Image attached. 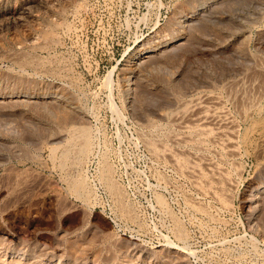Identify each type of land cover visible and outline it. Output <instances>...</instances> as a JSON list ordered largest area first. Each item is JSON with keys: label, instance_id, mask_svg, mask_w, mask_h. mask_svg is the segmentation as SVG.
<instances>
[{"label": "rangeland", "instance_id": "1", "mask_svg": "<svg viewBox=\"0 0 264 264\" xmlns=\"http://www.w3.org/2000/svg\"><path fill=\"white\" fill-rule=\"evenodd\" d=\"M263 187L264 0H0V264H264Z\"/></svg>", "mask_w": 264, "mask_h": 264}, {"label": "bare ground", "instance_id": "2", "mask_svg": "<svg viewBox=\"0 0 264 264\" xmlns=\"http://www.w3.org/2000/svg\"><path fill=\"white\" fill-rule=\"evenodd\" d=\"M59 1V0H58ZM51 3V2H50ZM58 3V2H57ZM56 4V3H55ZM54 5V4H53ZM46 6V5H45ZM56 6V5H55ZM51 7V6H50ZM47 8V7H46ZM60 8V7H59ZM58 8V9H59ZM23 11V10H22ZM24 13V12H23ZM28 13H30V12H28ZM45 13V12H44ZM20 14H21V12H20ZM19 14V15H20ZM25 14H26V12H25ZM58 14V13H57ZM18 15V16H19ZM17 16V15H16ZM21 16H22V14H21ZM32 16V15H31ZM58 17V16H57ZM20 18V17H19ZM62 18V17H61ZM15 20V19H14ZM24 20V18L22 19V21ZM27 20V19H26ZM18 22V21H17ZM21 22V21H20ZM54 26V25H53ZM56 28V27H55ZM39 30H41V29H39ZM49 30V29H48ZM52 30V29H51ZM51 37V36H50ZM46 40V39H45ZM35 46V45H34ZM38 46V45H37ZM40 49V48H39ZM6 51V50H5ZM20 54V53H19ZM23 58V57H22ZM29 58V57H28ZM19 60V59H18ZM23 64V63H22ZM260 67H261V65H260ZM126 76H129V74L128 75H126ZM129 78V77H128ZM244 78V77H243ZM240 79V78H239ZM253 79V78H252ZM123 80H125V79H123ZM129 80V79H128ZM245 81V80H244ZM254 81V80H253ZM251 83H252V81H251ZM258 83V82H257ZM126 84V83H125ZM242 84H243V82H242ZM248 84V83H247ZM253 85V84H252ZM252 85H250V87L252 86ZM258 86V85H257ZM261 86V85H260ZM246 87V86H245ZM249 87V86H248ZM252 88V87H251ZM250 88V89H251ZM261 88V87H260ZM263 88V87H262ZM239 89H240V87H239ZM243 89H244V86H243ZM248 89V88H247ZM249 89V90H250ZM241 90H242V88H241ZM252 90V89H251ZM251 90H250V92H251ZM243 91V90H242ZM240 92V91H239ZM254 92H256V91H254ZM216 93V92H215ZM237 93V92H236ZM258 93V92H257ZM262 93H263V91H262ZM241 94V93H240ZM229 95V94H228ZM242 95V94H241ZM258 95V94H257ZM210 96V95H209ZM240 96V95H239ZM238 96V97H239ZM254 96H256V95H254ZM261 96V95H260ZM196 97V96H195ZM204 97V96H203ZM230 97V96H229ZM235 97V96H234ZM237 97V99H240V98H238ZM245 97H246V95H245ZM259 97V96H258ZM215 98V97H214ZM205 98L204 97V99L203 98H201V99H199V100H195V102L193 103V104H189V108L190 109H187V107H184L183 109H182V111H184V109L186 110H188L187 112H180V110H179V112L180 113H174V117L172 118L173 119V124H174V126H176V128H180V129H188V128H193V130H197L196 132H198V135H200V136H203V135H208V136H210L211 135V137L213 138V139H215V140H218L217 142H219V141H221L220 143L223 145V146H228L229 148H231V147H233L234 148V146H236L237 144L235 143V140H236V131L237 130H235V125H234V120L232 119V121L230 120L231 119V116L229 117L228 116V114L226 113V111H224L221 107H220V102H219V99L218 100H216L217 98ZM249 98H250V96H249ZM249 98H248V100H249ZM189 99V98H188ZM247 99V98H246ZM254 99H256V98H254ZM179 100V99H178ZM194 100V99H193ZM229 100V99H228ZM232 100V99H231ZM241 100V99H240ZM258 100V99H257ZM260 100V99H259ZM184 101V100H183ZM222 101V100H221ZM237 101V100H236ZM239 101V100H238ZM245 102V101H244ZM247 102V101H246ZM183 103V102H182ZM222 103V102H221ZM252 103V102H251ZM239 104V103H238ZM250 104V103H249ZM257 104V103H256ZM183 105V104H182ZM234 105V104H233ZM232 105V106H233ZM241 105V104H240ZM240 105H239V107H240ZM246 105H247V103H246ZM255 105V104H254ZM186 106V105H185ZM256 106V105H255ZM225 108V107H224ZM247 108V107H246ZM141 109V108H140ZM249 109V108H248ZM241 110V109H240ZM240 110H239V113H241L240 112ZM245 110V109H244ZM229 111V110H228ZM237 111V110H236ZM243 111V110H242ZM246 111V110H245ZM177 112H178V110H177ZM166 115V114H165ZM241 116V115H240ZM235 118V117H234ZM263 118V117H262ZM171 119V120H172ZM245 119V118H244ZM153 120V119H152ZM170 120V119H169ZM151 123V122H150ZM153 124V123H152ZM151 124V125H152ZM171 124V123H170ZM238 125V124H237ZM149 126V125H148ZM155 126V125H154ZM168 126V125H167ZM76 127V126H75ZM238 127V126H237ZM154 130V129H153ZM170 130V129H169ZM175 130V129H174ZM191 130V129H190ZM188 133V132H187ZM238 133V132H237ZM158 133H156V135H157ZM173 135H172V138H173V140H174V143L175 144H180L182 141H186L185 139H183L182 141H180V139H178V134L177 133H172ZM77 135V134H76ZM146 135V134H145ZM161 135H162V133H161ZM180 135V134H179ZM213 135V136H212ZM151 136V135H150ZM160 136V135H159ZM207 136V137H208ZM81 139H82V151H85L86 150V147H87V145H89L88 144V137H87V131L86 130H83L82 131V133H81ZM147 138H148V136H146ZM167 137V136H166ZM186 137V136H185ZM206 137V136H205ZM149 138H151V137H149ZM182 138V137H181ZM198 138V137H197ZM196 138V139H197ZM156 139V138H155ZM154 139V140H155ZM241 139V138H240ZM153 140V139H152ZM151 140V141H152ZM171 140V139H170ZM197 140H199V139H197ZM196 140V141H197ZM214 140V141H215ZM81 141V140H80ZM144 141H145V138H144ZM149 141H150V139H149ZM148 141V142H149ZM159 141V140H158ZM164 141V140H163ZM188 141V140H187ZM72 142V141H71ZM155 142V141H154ZM157 142V141H156ZM155 142V143H156ZM204 142V141H203ZM206 142V141H205ZM78 143V142H77ZM145 143V142H144ZM151 143V142H150ZM207 143V142H206ZM248 143V142H247ZM74 144V143H73ZM149 144V143H148ZM151 144H153V141H152V143ZM150 144V145H151ZM166 144H168V143H166ZM173 144V143H172ZM209 144V143H208ZM215 144V143H214ZM240 144V143H239ZM156 145V144H155ZM198 145V144H197ZM220 146V147H222L223 148V146ZM248 145V144H247ZM73 146V145H72ZM77 146V145H76ZM147 146V145H146ZM153 146H154V144H153ZM195 146V145H194ZM68 147V146H67ZM159 147V146H158ZM192 147V146H191ZM202 147V146H201ZM237 147H239V145L237 146ZM255 147V146H254ZM163 148V146L161 147V149ZM208 148V147H207ZM227 148V147H226ZM236 148V147H235ZM240 148V147H239ZM154 147H153V152H154ZM184 150H185V148H183ZM156 150V149H155ZM157 150H158V148H157ZM164 150V149H163ZM187 150V149H186ZM207 150V149H206ZM209 150H211V149H209ZM224 150V149H223ZM226 150V149H225ZM235 150H237V149H235ZM65 151H66V149H65ZM160 151V150H159ZM166 151V150H165ZM168 151V150H167ZM166 151V153H167V155L169 154L170 155V153H168ZM228 151H229V149H228ZM72 152V151H71ZM89 152V151H88ZM179 152V151H178ZM195 152V151H194ZM198 152H200V151H198ZM219 152V151H218ZM230 152V151H229ZM232 153H234V151L232 150L231 151ZM236 152V151H235ZM80 153V152H79ZM173 153H175V152H173ZM182 153V152H181ZM184 153V152H183ZM239 153V152H238ZM53 154V153H52ZM69 154V153H68ZM75 154V153H74ZM188 154V153H187ZM187 154H186V156H187ZM195 154V153H194ZM216 154V153H215ZM227 154V153H226ZM231 154V153H230ZM230 154H228L229 155V157H230ZM235 154V153H234ZM85 155V154H84ZM173 155V154H172ZM72 156V155H71ZM157 156V155H156ZM185 156V155H184ZM191 156V155H190ZM196 156V155H195ZM199 156H201V157H203L204 158V156H202V155H199ZM75 157V156H74ZM161 157V156H160ZM170 157H171V155H170ZM174 157V156H173ZM207 157V156H206ZM217 157H219V154H218V156ZM73 158V157H72ZM172 158V157H171ZM180 158V157H179ZM185 158V157H184ZM196 159H198V157H195ZM174 159V158H173ZM183 159V158H182ZM195 159V160H196ZM205 159V158H204ZM208 159V158H207ZM206 159V160H207ZM224 158H222V160H223ZM68 160V159H67ZM164 160V159H163ZM189 160H191L190 158H189ZM192 161V160H191ZM201 161L203 162V160L201 159ZM224 161V160H223ZM71 162V161H70ZM184 162H186V161H184ZM196 162V161H195ZM208 161H206V163H207ZM211 162V161H210ZM209 162V163H210ZM216 162V161H215ZM232 162V161H231ZM79 163V162H78ZM179 163V162H178ZM177 163V164H178ZM203 163H205V162H203ZM241 163V162H240ZM63 164V163H62ZM107 164V163H106ZM105 164V165H106ZM173 164H175V163H173ZM185 164V163H184ZM191 164V163H190ZM189 164V165H190ZM193 164H195V163H192V165ZM196 164H197V162H196ZM200 164V163H199ZM202 164V163H201ZM200 164V165H201ZM208 164V163H207ZM213 164V163H212ZM219 164V163H218ZM242 164V163H241ZM67 165V164H66ZM179 165V164H178ZM191 165V166H192ZM198 165V164H197ZM196 165V166H197ZM204 165V164H203ZM214 165V164H213ZM237 165V164H236ZM240 165V164H239ZM108 166V165H107ZM176 166V165H175ZM180 166H181V164H180ZM205 167H206V164L204 165ZM211 166V165H210ZM209 165H208V168L210 167ZM64 167V166H63ZM80 167V166H79ZM200 167V166H199ZM198 167V168H199ZM212 167H214V166H212ZM212 167H210L211 169H212ZM217 167V166H216ZM220 167V166H219ZM222 167V166H221ZM225 167V166H224ZM176 168V167H175ZM182 168V167H181ZM188 168V167H187ZM186 168V169H187ZM194 169H195V171H201V170H196V168L195 167H193ZM209 168V169H210ZM226 168V167H225ZM179 170H180V168H178ZM192 169V168H191ZM193 169V170H194ZM207 169V168H206ZM210 169V170H211ZM223 169V168H222ZM82 170V169H81ZM176 170V169H175ZM189 170H190V168H189ZM202 170H204V169H202ZM209 170V171H210ZM217 170V169H216ZM235 170H236V168H235ZM183 171H184V169H183ZM207 171H208V169H207ZM222 171V170H221ZM190 172V171H189ZM188 172V173H189ZM211 172V171H210ZM213 172H215V170L213 171ZM212 172V173H213ZM218 172V171H217ZM216 172V173H217ZM223 172V171H222ZM225 172V171H224ZM193 173V172H192ZM195 173V172H194ZM228 173V172H227ZM72 174V173H71ZM82 174V173H81ZM190 174V173H189ZM208 174H209V172H208ZM220 174V171L218 172V175ZM222 174V173H221ZM230 174V173H229ZM111 175V174H110ZM191 175V174H190ZM189 175V176H190ZM199 174H197V176H198ZM212 175V174H211ZM216 175V174H215ZM226 175V174H225ZM194 176V175H193ZM200 176V175H199ZM203 176H205L204 175V173H203ZM217 176V175H216ZM221 176V175H220ZM113 177V176H112ZM191 177H192V175H191ZM194 177H196V175L194 176ZM194 177H192V179L194 178ZM207 177V176H206ZM225 177V176H224ZM229 177V176H228ZM109 178V177H108ZM199 178V177H198ZM200 179V178H199ZM79 180V179H78ZM111 180V179H110ZM113 180V179H112ZM111 180V181H112ZM194 180V179H193ZM197 180V179H196ZM195 180V181H196ZM213 180V179H212ZM201 181H202V177H201ZM113 182V181H112ZM112 182H111V184H112ZM118 182V181H117ZM212 182V181H211ZM217 182V181H216ZM227 182V181H226ZM215 183V182H214ZM219 183H221V181L219 182ZM233 183V182H232ZM194 184V183H193ZM227 184V183H226ZM211 185V184H210ZM225 185V184H224ZM195 186H198V184L197 185H195ZM261 186H263V185H261ZM116 187H118V186H116ZM214 187V186H213ZM221 187H222V185H221ZM220 187V188H221ZM85 188V187H84ZM108 188V187H107ZM113 188H115V186L113 185ZM216 188V187H215ZM214 188V189H215ZM225 188V187H224ZM259 188V187H258ZM111 189V188H110ZM202 189V188H201ZM207 189V188H206ZM229 189V188H228ZM227 189V190H228ZM260 189V188H259ZM263 189H264V187H263ZM262 189V190H263ZM119 190V189H118ZM117 190V191H118ZM222 190V189H221ZM226 190V189H225ZM226 190V191H227ZM116 191V190H115ZM114 191V192H115ZM116 191V192H117ZM120 191V190H119ZM202 191V190H201ZM213 191V190H212ZM89 192V191H88ZM111 192V191H110ZM203 192V191H202ZM216 192V191H215ZM220 192V191H219ZM259 192V191H258ZM261 192V191H260ZM264 192V191H263ZM122 193V192H121ZM222 193V192H221ZM262 193V192H261ZM260 193V194H261ZM207 194V193H206ZM215 194V193H214ZM223 194L225 195V192H223ZM256 194V193H255ZM112 195H114V194H112ZM121 195V194H120ZM213 195V194H212ZM216 195V194H215ZM218 195V194H217ZM216 195V196H217ZM257 195V194H256ZM119 196V195H118ZM215 196V197H216ZM221 196V195H220ZM253 196V195H252ZM115 197H117V196H115ZM121 197V196H120ZM214 197V196H213ZM218 197H219V195H218ZM223 199H224V197H222ZM190 199V198H189ZM215 199V198H214ZM124 200V199H123ZM252 200H253V198H252ZM255 200V199H254ZM253 200V201H254ZM120 201H122V200H120ZM220 201V200H219ZM224 201V200H223ZM255 201H257V199L255 200ZM254 201V202H255ZM193 202V201H192ZM197 202V201H196ZM223 203V202H222ZM194 204V203H193ZM192 204V205H193ZM254 204V203H253ZM126 208V207H125ZM202 209V208H201ZM127 213V212H126ZM135 213V212H134ZM131 215V214H130ZM130 218V217H129ZM213 218V217H212ZM177 226H179V225H177ZM178 231V230H177ZM181 231V230H180ZM176 233V232H175ZM181 233V232H180ZM182 234V233H181ZM179 235V234H178ZM182 236V235H181ZM179 237V236H178ZM187 250V249H186Z\"/></svg>", "mask_w": 264, "mask_h": 264}]
</instances>
